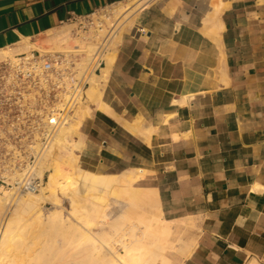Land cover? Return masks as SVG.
Masks as SVG:
<instances>
[{
    "label": "crops",
    "instance_id": "1",
    "mask_svg": "<svg viewBox=\"0 0 264 264\" xmlns=\"http://www.w3.org/2000/svg\"><path fill=\"white\" fill-rule=\"evenodd\" d=\"M122 1L0 0V49ZM122 32L79 166L144 170L168 264H264V0H147Z\"/></svg>",
    "mask_w": 264,
    "mask_h": 264
},
{
    "label": "bare ground",
    "instance_id": "2",
    "mask_svg": "<svg viewBox=\"0 0 264 264\" xmlns=\"http://www.w3.org/2000/svg\"><path fill=\"white\" fill-rule=\"evenodd\" d=\"M146 1L124 0L94 13L98 27L92 36L83 34L76 39L75 45L70 43L69 25L65 24L34 42L24 38L16 45L0 49V61L12 63L19 60L16 53L31 54L33 50H38L42 56L61 52L76 57V76L87 80L84 98L78 100L73 115L57 131L38 165L39 176L48 173L47 185L38 193L18 196L10 219L5 221L3 228L0 225V264L169 263L167 252L175 249L170 241L171 221L163 212L157 190L137 183L136 178L141 177L144 170L99 174L81 168L77 155V150L82 149L77 141L80 125L92 113L91 105L106 109L101 100L102 89L122 37V18L129 12H137ZM221 11V7H216L214 18ZM105 24L114 27L109 35ZM102 37H107L102 43L103 64L95 71L92 64ZM33 93L29 96L34 98ZM61 97L65 99L67 91L62 92ZM55 106L59 108L61 100L55 102ZM70 166L82 174L78 182L76 178H69L67 168ZM11 191L0 190V219L12 196L17 197ZM63 195L70 197L68 212L60 205ZM50 197L57 208L46 215L43 202ZM114 206L118 207L116 214H113ZM15 221L20 225L12 226ZM28 228L33 229L32 237H29ZM57 238H61V243ZM15 246L23 255L7 256V251Z\"/></svg>",
    "mask_w": 264,
    "mask_h": 264
},
{
    "label": "built area",
    "instance_id": "3",
    "mask_svg": "<svg viewBox=\"0 0 264 264\" xmlns=\"http://www.w3.org/2000/svg\"><path fill=\"white\" fill-rule=\"evenodd\" d=\"M66 24L73 26L71 45L83 34L92 36L99 25L94 13L71 15ZM106 39H99L92 64L95 71L103 64ZM16 58L17 63L0 61V190H12L18 197L38 193L45 186L38 165L57 131L73 115L78 100L84 98L87 80L76 76V57L61 52L42 56L33 50L18 53ZM59 100L61 106L56 108Z\"/></svg>",
    "mask_w": 264,
    "mask_h": 264
},
{
    "label": "rangeland",
    "instance_id": "4",
    "mask_svg": "<svg viewBox=\"0 0 264 264\" xmlns=\"http://www.w3.org/2000/svg\"><path fill=\"white\" fill-rule=\"evenodd\" d=\"M135 13L136 12H129L127 14L124 15V17L122 18V22H121V26L120 27H124V29L129 26L131 24V20L132 18L135 17ZM129 14V15H128ZM127 15V16H126ZM121 17V16H120ZM105 28H106V31L108 33V35L113 31L114 27H112L110 24H105ZM73 28V26L69 25V30L71 31ZM119 30L121 28H118ZM109 31V32H108ZM106 33V34H107ZM70 34V32H69ZM21 53V52H20ZM17 54V53H16ZM16 57V55H15ZM34 94V93H33ZM33 98V97H31ZM75 115V114H74ZM67 170L69 171V178L72 179V178H76V182L79 181V179L81 178L82 174L80 175L79 172H77V170L75 168H73L72 166H70L69 168H67ZM41 175V174H40ZM41 176H45V179H46V183L48 181V173L47 172H44ZM45 183V186L47 185ZM78 184L73 185V187H77ZM75 190V189H74ZM12 192V191H11ZM20 197V196H19ZM19 197H14V195L12 196L11 198V203L9 206H7V208H5L4 212L2 213V217L0 219V225L1 227L3 228L4 227V223L5 221L8 219H10L11 215H12V210L13 209V203L19 199ZM60 205L62 206V209H64V211L68 212V210L71 208V201H70V197H67L66 195L64 196H61V199H60ZM57 208V205H55L53 203V200L52 198L50 197L47 201L43 202V211L46 213V215H48L49 213H51L52 211H54L55 209ZM118 207L114 206L113 207V214H116V211H117ZM12 223H14L12 225ZM12 223H9V225L11 224L12 226H17V225H20V222L19 221H15V222H12ZM19 223V224H18ZM17 224V225H16ZM7 229V228H6ZM9 229V228H8ZM7 232V230H4ZM28 232H29V237H32L33 236V229L32 228H28ZM57 242L58 243H61V238H57ZM23 253H21L20 250H18L15 247L11 248L10 250L7 251V256H22ZM74 260H71V262H73Z\"/></svg>",
    "mask_w": 264,
    "mask_h": 264
}]
</instances>
